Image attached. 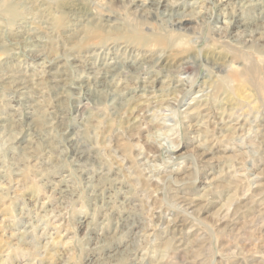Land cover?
<instances>
[{"label": "rangeland", "instance_id": "obj_1", "mask_svg": "<svg viewBox=\"0 0 264 264\" xmlns=\"http://www.w3.org/2000/svg\"><path fill=\"white\" fill-rule=\"evenodd\" d=\"M0 264H264V0H0Z\"/></svg>", "mask_w": 264, "mask_h": 264}, {"label": "bare ground", "instance_id": "obj_2", "mask_svg": "<svg viewBox=\"0 0 264 264\" xmlns=\"http://www.w3.org/2000/svg\"><path fill=\"white\" fill-rule=\"evenodd\" d=\"M178 83H179V81H178ZM181 86V83H179V84H175V85H173L172 87H171V89H170V92H167V93H165V94H162V95H164V96H169V95H171V93H173V92H175L176 90H177V88H179ZM130 95L132 96V97H134V98H137V94L135 93V94H133L132 92H130ZM120 97H121V94L118 92V93H116L115 95H114V99H116L117 101L120 99ZM169 98V97H168ZM168 98H166V99H168ZM195 99V98H194ZM136 100V99H135ZM163 100V99H162ZM195 101V100H194Z\"/></svg>", "mask_w": 264, "mask_h": 264}]
</instances>
